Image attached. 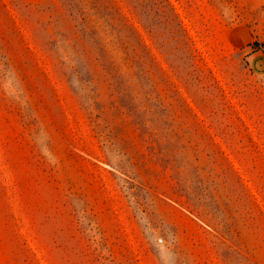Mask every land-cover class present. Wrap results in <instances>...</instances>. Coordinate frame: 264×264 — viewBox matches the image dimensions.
<instances>
[{"label":"rangeland","instance_id":"374dc122","mask_svg":"<svg viewBox=\"0 0 264 264\" xmlns=\"http://www.w3.org/2000/svg\"><path fill=\"white\" fill-rule=\"evenodd\" d=\"M260 44L251 0H0V264H264Z\"/></svg>","mask_w":264,"mask_h":264},{"label":"crops","instance_id":"0c3cea01","mask_svg":"<svg viewBox=\"0 0 264 264\" xmlns=\"http://www.w3.org/2000/svg\"><path fill=\"white\" fill-rule=\"evenodd\" d=\"M251 2L253 3L256 2V5H260L264 3V0H255V1L251 0Z\"/></svg>","mask_w":264,"mask_h":264},{"label":"built area","instance_id":"2783aa9c","mask_svg":"<svg viewBox=\"0 0 264 264\" xmlns=\"http://www.w3.org/2000/svg\"><path fill=\"white\" fill-rule=\"evenodd\" d=\"M260 52L264 53V44H260L259 49Z\"/></svg>","mask_w":264,"mask_h":264}]
</instances>
